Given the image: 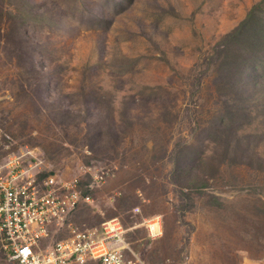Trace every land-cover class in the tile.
<instances>
[{
  "label": "rangeland",
  "instance_id": "374dc122",
  "mask_svg": "<svg viewBox=\"0 0 264 264\" xmlns=\"http://www.w3.org/2000/svg\"><path fill=\"white\" fill-rule=\"evenodd\" d=\"M22 154L130 260L264 264V0H0V171Z\"/></svg>",
  "mask_w": 264,
  "mask_h": 264
},
{
  "label": "built area",
  "instance_id": "2783aa9c",
  "mask_svg": "<svg viewBox=\"0 0 264 264\" xmlns=\"http://www.w3.org/2000/svg\"><path fill=\"white\" fill-rule=\"evenodd\" d=\"M102 178L91 174L95 183ZM90 202L79 178L44 172L25 154L12 156L0 171V251L10 264H139L127 258V230L119 219L85 229L71 223ZM143 224L150 240L161 235L158 217ZM59 233L61 239L44 247Z\"/></svg>",
  "mask_w": 264,
  "mask_h": 264
}]
</instances>
